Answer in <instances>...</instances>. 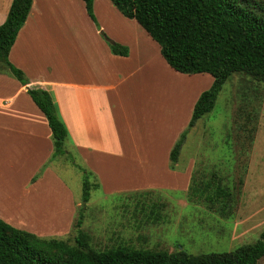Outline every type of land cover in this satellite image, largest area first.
<instances>
[{
  "label": "rangeland",
  "instance_id": "rangeland-1",
  "mask_svg": "<svg viewBox=\"0 0 264 264\" xmlns=\"http://www.w3.org/2000/svg\"><path fill=\"white\" fill-rule=\"evenodd\" d=\"M8 1L0 0V7ZM51 2L54 4L53 9L60 11L62 20L70 13L71 20L78 24L76 29L80 28L88 34V27L81 23L76 4L71 0ZM94 2H97L99 14L97 17L94 11L96 23L92 21V24L103 39L110 40L104 29L100 28L101 24L124 35V38L132 37L145 50L144 73L137 76V84H131L130 90L123 96L121 94L123 104L118 109L120 116L131 115L129 122L134 121L133 124L135 115L140 114L137 112L146 109L149 119L152 117L156 124V149L147 159L132 156L84 158L73 149L68 139L65 147L71 155L52 158V152L34 175L37 180L49 172L48 180L58 181L72 196L73 216L69 218L62 211L56 221L54 215H58L62 209L61 199L65 207L68 204L63 195H23L19 188L28 174H24L19 164L20 170L17 171L15 166L6 164L10 162L9 159H0V189L14 190L25 201H38L34 211L38 209L42 217L55 222L52 226H45L47 224L35 216L25 223L22 215L16 216L15 212H11L22 222L15 220L11 225L38 236L40 234L30 227L36 231L57 233L60 230L63 233L44 235L58 237L74 245L78 234L75 224L79 209L83 206V179L85 174L92 173L91 182L98 183L99 188L91 191V199L83 212L82 230L89 235L90 246L95 250L128 246L170 253L183 250L198 255L230 252L256 242L264 231V82L244 73H234L219 93L214 110L198 121L181 149L180 160L192 167L187 188L169 191V188L157 187L155 183H173L171 175L175 178L174 182L176 180L178 183L180 164L176 170L170 169V152L179 138L177 136L190 122L193 100L210 88L213 77L198 74L194 75L195 79L191 77L193 75H181L169 69L161 56L159 45L149 39L135 20L120 15L107 0ZM54 27L57 29H50L49 26L48 31L61 42L66 27L64 24L59 28L57 25ZM75 66L77 69L82 68L78 57ZM127 121L128 118L124 123ZM171 143L172 147L165 153L163 146ZM213 174L220 178L223 185L231 188L235 196L232 213L227 217L188 193L190 184L197 186ZM139 182L142 183L138 187ZM47 185L46 181L44 187ZM42 186L39 183L37 188ZM11 213L5 212L6 217L11 218ZM68 218L71 222L66 225ZM259 264H264V258Z\"/></svg>",
  "mask_w": 264,
  "mask_h": 264
},
{
  "label": "trees",
  "instance_id": "trees-1",
  "mask_svg": "<svg viewBox=\"0 0 264 264\" xmlns=\"http://www.w3.org/2000/svg\"><path fill=\"white\" fill-rule=\"evenodd\" d=\"M96 23L94 0H83ZM126 18L135 20L155 41L161 56L175 71L186 75L208 74L210 88L194 104L187 128L180 134L169 156L176 170L180 152L190 131L212 112L224 84L234 74L244 73L264 82V2L260 0H110ZM33 0H13L7 18L0 25V72L7 71L23 86L26 74L9 61V54L25 25ZM114 55L128 56L129 48L104 38ZM27 93L45 115L52 132L53 156H70L65 144L69 132L50 92L27 87ZM92 173L83 179L82 205L75 224L74 245L58 237H42L19 229L0 218V264H259L264 258V231L260 238L234 251L189 254L183 250L136 249L116 246L95 250L82 230L83 212L98 183ZM36 178H33V181ZM189 187V195L216 209L221 216L232 213L233 190L213 174L201 184Z\"/></svg>",
  "mask_w": 264,
  "mask_h": 264
},
{
  "label": "crops",
  "instance_id": "crops-1",
  "mask_svg": "<svg viewBox=\"0 0 264 264\" xmlns=\"http://www.w3.org/2000/svg\"><path fill=\"white\" fill-rule=\"evenodd\" d=\"M12 1L9 0L0 7V25L7 18ZM71 1L79 7L81 23L87 25V33L91 38L80 28L76 29L78 24L71 20L70 13L62 20L60 11L53 9L54 4L51 0H33L29 17L9 54L10 63L26 74L30 81L27 87H40L52 94L69 132L71 146L82 157L150 158L157 146L154 139V130L157 129L153 118L150 120L146 109H143L137 112L140 114L135 115L133 124L134 121L129 122L132 116L129 114L120 116L118 109L123 104V93L130 90L129 86L136 82L139 74L144 73L145 50L137 45L132 37L124 38V35L101 24L100 28L104 29L105 35L112 42L129 48L128 56L112 54L107 41L100 36L87 15L83 0ZM107 2L112 5L110 0ZM96 3L94 2V11L98 17ZM62 24L66 27V33L62 32L63 40L60 42L48 30L49 26L50 29H57L54 25L59 28ZM148 37L151 39L149 35ZM86 39L89 41H85ZM77 57L82 64L81 69L75 66ZM191 77L196 79L194 75ZM137 83L138 81L135 84ZM27 87L7 71L0 72V159H9L10 162L4 163L15 166L17 169H14L17 171L21 168L25 171L24 174H28L19 188L23 195L32 197L38 193L37 196L44 193L50 195L54 193L56 196L58 193L62 194L70 209L68 204L65 209L64 201L61 199L62 209L58 215H54V219L58 220L62 211L70 218L73 216L72 196L65 186L58 181L50 182L47 175L49 172L33 181L37 170L53 152V142L47 119L27 93ZM196 101L197 99L193 100L194 104ZM181 133L182 131L179 134ZM172 144L163 146L165 153ZM180 159L182 158L179 157L176 165L178 167L180 164V172L184 173L181 175L178 173L177 179L180 182L179 180L178 183L176 180L174 182L175 178L171 175L174 184L161 185L159 182L155 183V186L169 188V191L187 188L192 167L190 164L184 165ZM18 164L23 168H19ZM46 181L48 185L44 187ZM39 183L43 185L41 188H37ZM141 183L137 184L138 187ZM37 203L38 201L33 203L25 201L14 190L0 189V218L9 224L16 221L22 223L11 213L15 212L16 216L22 215L25 223L29 222L31 217L37 216L41 222L47 224L42 225L52 226L55 223L52 219L42 217L38 209L34 211ZM7 211L13 215L11 218L6 217ZM69 218L66 225L71 222ZM30 228L42 237L48 233H63L60 230L56 233Z\"/></svg>",
  "mask_w": 264,
  "mask_h": 264
}]
</instances>
